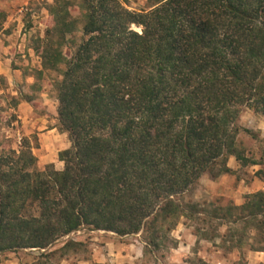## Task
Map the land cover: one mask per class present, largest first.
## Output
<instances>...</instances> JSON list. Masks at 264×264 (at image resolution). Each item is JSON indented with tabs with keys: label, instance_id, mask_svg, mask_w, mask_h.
<instances>
[{
	"label": "trees",
	"instance_id": "obj_1",
	"mask_svg": "<svg viewBox=\"0 0 264 264\" xmlns=\"http://www.w3.org/2000/svg\"><path fill=\"white\" fill-rule=\"evenodd\" d=\"M147 4L49 6L53 25L36 52L41 70L63 66L57 118L71 145L58 153L62 170L38 169L27 140L0 154V253L45 249L83 226L142 231L156 247L180 218L205 225L193 226L197 240L214 237L206 227L214 219L263 225L264 191L210 209L184 197L203 175L231 172L230 156L257 164L237 145L239 131L250 132L237 120L243 107L264 117V0ZM5 18L0 11V27Z\"/></svg>",
	"mask_w": 264,
	"mask_h": 264
},
{
	"label": "rangeland",
	"instance_id": "obj_2",
	"mask_svg": "<svg viewBox=\"0 0 264 264\" xmlns=\"http://www.w3.org/2000/svg\"><path fill=\"white\" fill-rule=\"evenodd\" d=\"M120 1L131 10L147 9L148 5L147 0ZM2 2L0 11L6 14V18L0 27V42L8 49L7 55L12 57L11 65L19 71L12 78L0 73V154L18 150L23 140H27L31 149H38L35 153L32 149L37 160L49 162H37L38 169L52 164L54 169L62 170V161L59 167L55 166L60 161L58 153L71 145L67 132L61 130L57 118L56 82L61 77L60 69L63 66L58 70H41V58L36 52L46 30L53 25L48 11L53 0ZM132 27L138 29L134 25ZM81 36L78 25L76 31L68 36L73 42L68 41L64 46L65 55L72 54L74 45L80 41ZM237 124L250 130L249 133L239 131L237 145L246 156L256 160L257 164L242 165L230 156L234 160L231 172L222 173L216 178L203 175L185 195V200L199 202L210 209L227 204L241 205L250 194L264 191V157L261 158L264 117L243 107ZM258 219L264 222V212ZM219 222L222 221L214 219L206 224L214 237L197 240L195 236L196 240L186 244L180 251H177L180 243L185 240L181 237L182 234H194L193 226L205 225L180 218L177 226L158 240L159 245L156 247L145 246V234L142 231L128 235H118L112 231L100 234L138 246L143 241L142 255L131 259V264H264V223L259 225L257 221H253L245 226L244 223ZM90 230L87 226L80 227L58 238L45 249L6 251L0 255V260L12 256L21 264H78L83 258H89V249L83 241H89L88 238L93 235ZM65 242H68L67 245L62 247ZM251 247L262 250H252ZM131 248L132 252L134 248ZM118 261L123 264L122 260Z\"/></svg>",
	"mask_w": 264,
	"mask_h": 264
},
{
	"label": "crops",
	"instance_id": "obj_3",
	"mask_svg": "<svg viewBox=\"0 0 264 264\" xmlns=\"http://www.w3.org/2000/svg\"><path fill=\"white\" fill-rule=\"evenodd\" d=\"M3 0H0V5H2ZM8 49L1 44L0 42V73L9 76L12 78L13 76H17V71H19L18 68H14L12 63V57L7 55ZM15 63V61H14ZM15 80V78H14ZM33 149V153H35V148ZM232 158L228 159L227 165L232 168L234 165ZM37 162L40 163H49L48 161L44 160H37ZM61 161H58L55 166L59 167ZM183 225V224H182ZM184 226V225H183ZM109 232L110 231H104V230H90V233L93 235H90L91 237L88 238L89 241L84 240L83 243H86L88 250V257L89 258H83L81 261H79L78 264H89V263H95V264H119V259L122 260L123 264H131V259H136L138 256L142 255L143 251V244L139 243V246L134 243H124L122 240H118L115 237H105L101 235L100 233ZM186 232V230H185ZM95 233V234H94ZM183 238H185L184 241H181L180 247L177 251H180L183 249L186 244L189 245L193 243L196 240V237L194 234L189 233V235L186 236V234H182ZM82 241V240H80ZM81 244V243H80ZM131 247L134 248L132 252L130 249ZM2 253H0L1 255ZM0 264H21L17 258H13L12 256L4 257L0 260ZM23 264V263H22ZM25 264V263H24Z\"/></svg>",
	"mask_w": 264,
	"mask_h": 264
}]
</instances>
